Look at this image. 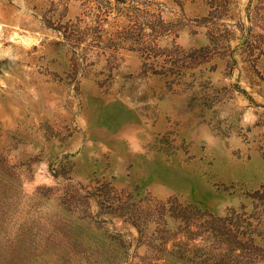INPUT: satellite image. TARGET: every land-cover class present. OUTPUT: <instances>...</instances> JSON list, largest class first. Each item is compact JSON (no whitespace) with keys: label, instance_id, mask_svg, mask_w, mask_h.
<instances>
[{"label":"rangeland","instance_id":"1","mask_svg":"<svg viewBox=\"0 0 264 264\" xmlns=\"http://www.w3.org/2000/svg\"><path fill=\"white\" fill-rule=\"evenodd\" d=\"M0 264H264V0H0Z\"/></svg>","mask_w":264,"mask_h":264}]
</instances>
